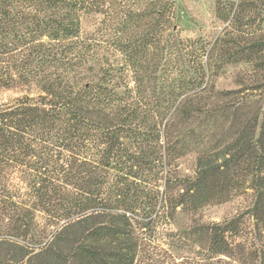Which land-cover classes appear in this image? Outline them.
<instances>
[{
	"label": "trees",
	"instance_id": "trees-1",
	"mask_svg": "<svg viewBox=\"0 0 264 264\" xmlns=\"http://www.w3.org/2000/svg\"><path fill=\"white\" fill-rule=\"evenodd\" d=\"M176 8L0 0V92L28 90L0 102V236L23 241L0 240L21 251L0 264H137L178 209L247 189L259 233L240 240L235 217L187 235L202 264H264V0H217L212 41L183 38ZM240 63L256 87L218 89Z\"/></svg>",
	"mask_w": 264,
	"mask_h": 264
},
{
	"label": "rangeland",
	"instance_id": "rangeland-1",
	"mask_svg": "<svg viewBox=\"0 0 264 264\" xmlns=\"http://www.w3.org/2000/svg\"><path fill=\"white\" fill-rule=\"evenodd\" d=\"M176 14L174 21L178 25V30L183 38H198L201 36L214 40L224 27V24L216 17L217 0H176ZM251 31H256L259 36L264 33V24L261 26L257 21L250 27ZM259 29V30H258ZM262 73H256V69L251 63H240L228 66L217 79L218 89L250 88L256 85L252 80L261 78ZM27 88L15 84L10 88L0 92V102H11L27 93ZM221 129V128H220ZM220 129L215 131H220ZM181 175H194L195 155L188 153L178 160ZM255 201L254 193L251 189L246 192L234 195L228 200L217 204L205 206L195 213H184L178 209L175 219L169 225H160L148 240L143 248L137 264H202L198 246L191 245L188 233L197 224L216 223L239 218L240 240H246L258 232L256 219L253 218L251 207ZM262 240L264 241V230ZM259 233V232H258ZM175 234V235H174ZM9 239L22 244L23 241L12 239L8 235L0 236V240ZM178 243V250H172L170 243ZM260 245V244H258ZM21 251L18 247L9 244H0V260L20 258Z\"/></svg>",
	"mask_w": 264,
	"mask_h": 264
}]
</instances>
